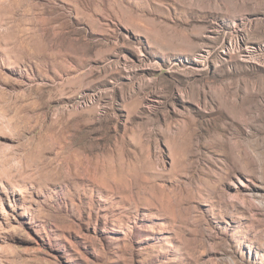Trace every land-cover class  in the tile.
Masks as SVG:
<instances>
[{
    "label": "rangeland",
    "instance_id": "1",
    "mask_svg": "<svg viewBox=\"0 0 264 264\" xmlns=\"http://www.w3.org/2000/svg\"><path fill=\"white\" fill-rule=\"evenodd\" d=\"M0 264H264V0H0Z\"/></svg>",
    "mask_w": 264,
    "mask_h": 264
}]
</instances>
